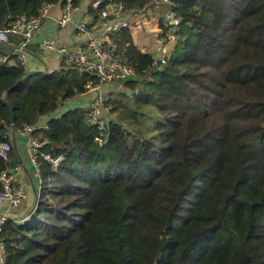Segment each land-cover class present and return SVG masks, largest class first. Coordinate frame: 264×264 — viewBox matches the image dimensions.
Here are the masks:
<instances>
[{
  "label": "trees",
  "instance_id": "obj_1",
  "mask_svg": "<svg viewBox=\"0 0 264 264\" xmlns=\"http://www.w3.org/2000/svg\"><path fill=\"white\" fill-rule=\"evenodd\" d=\"M58 1L0 0V27ZM169 3L181 22L166 63L127 27L112 35L136 78L128 101H107L101 143L84 109L36 131L41 151L64 159L55 168L39 155L37 205L26 223L8 220L4 264H264V0ZM8 50L0 44V141L95 79L67 64L25 71L1 61ZM15 156H0V172Z\"/></svg>",
  "mask_w": 264,
  "mask_h": 264
},
{
  "label": "built area",
  "instance_id": "obj_2",
  "mask_svg": "<svg viewBox=\"0 0 264 264\" xmlns=\"http://www.w3.org/2000/svg\"><path fill=\"white\" fill-rule=\"evenodd\" d=\"M166 2V13L163 21L164 29L168 32V38L176 42L179 38L177 29L181 22V18L170 7L169 0H154V5H161ZM77 0H64L63 13L58 19L60 25H65L72 21L74 12L77 9ZM103 0H97L96 4L100 5ZM53 3L44 5L40 13L35 16H21L10 23L0 27V44H7L11 42V34L18 35L19 39L16 44V57L18 63L25 71L29 68V46L34 37L42 27V23L48 15L49 9ZM121 7L113 11L105 9L102 11L104 17H108L111 13L115 14L117 20H121ZM108 21L102 22V30L98 35L90 29V24L87 21H81L76 28L79 33L87 37V50L69 47L65 44H56L55 42L45 39L41 45L47 50H55L57 52L58 61L63 64L71 65L77 69L89 71L94 76L93 81L86 84L87 89L100 91L102 86L113 80H127L136 78V70L131 65L123 61L116 55L117 44L112 38V32ZM169 56V55H167ZM167 56L156 59L157 64L166 63ZM2 62H9L8 56L1 58ZM109 97L105 93H98L92 102L85 107L86 120L89 124L96 125L100 130L97 140L101 143L103 135L107 131L108 122L112 119L110 109L107 105ZM48 128V122H41L37 124H25L14 133L22 135L27 138V146L29 155L33 163L40 172L39 155L45 160L50 161L53 167L57 168L64 159V155H55L50 152H42L43 142L36 136L38 129ZM13 150V142L11 139L0 141V156L8 160L10 152ZM20 165L11 169H5L0 172V181L2 182V189L0 190V201H7L10 204L17 206L26 198V191L24 187L17 183V173ZM42 184V179H41ZM29 217L17 220L20 224L26 223ZM9 220V217L0 212V264H4L6 260V242L3 237L4 228Z\"/></svg>",
  "mask_w": 264,
  "mask_h": 264
},
{
  "label": "crops",
  "instance_id": "obj_3",
  "mask_svg": "<svg viewBox=\"0 0 264 264\" xmlns=\"http://www.w3.org/2000/svg\"><path fill=\"white\" fill-rule=\"evenodd\" d=\"M97 0H77V9L74 12L71 22L60 25L58 19L63 13L64 0H59L51 5L48 15L42 23L41 29L38 31L33 41L29 46V68L28 72H55L63 68V63L58 61L57 52L55 50H47L42 47L41 43L45 39H49L56 44H65L69 47L87 50L86 35L77 31V24L81 21H87L90 24V29L98 35L102 30V22L108 21L110 24L112 35L122 27H127L133 38L136 46L142 51L150 52L155 59L167 56L172 53L175 43L168 38V32L162 27L167 3L162 2L161 5L148 6L145 9L128 8L125 9L123 2L116 0H103L105 3L100 15L95 11L100 5L96 4ZM121 7V20H117L114 13L108 17H104L102 11L109 9L114 10ZM11 42L6 44L9 50L4 56L9 57L10 63H15L17 60L16 44L18 35L11 34ZM117 44V41L115 42ZM117 51V50H116ZM71 67V66H66ZM132 79V78H131ZM125 80H113L104 84L100 91L88 89L86 92L77 94L62 101L59 107L49 115L42 118L41 122H45L51 117H59L63 113L84 109L100 92L108 95L109 99H120L122 91H128L129 88L125 85ZM130 95V94H129ZM111 115V114H110ZM112 116V115H111ZM40 122V123H41ZM37 124V123H36ZM13 142V150L17 160V165L20 169L17 173V183L22 185L26 191V198L17 206L10 204L7 201H0V212L5 213L9 220H19L29 217V213L36 208L38 193L42 186L40 172L38 173L36 165L33 163L27 146V138L13 133L11 135ZM35 210V209H34ZM34 212V211H33Z\"/></svg>",
  "mask_w": 264,
  "mask_h": 264
},
{
  "label": "rangeland",
  "instance_id": "obj_4",
  "mask_svg": "<svg viewBox=\"0 0 264 264\" xmlns=\"http://www.w3.org/2000/svg\"><path fill=\"white\" fill-rule=\"evenodd\" d=\"M130 91H131V90L124 91V92L122 91L121 96H120V99H121L122 101H124V102L128 101V100H129V96H128V95H129ZM142 116H143V114L140 113V114H139V118L141 119Z\"/></svg>",
  "mask_w": 264,
  "mask_h": 264
},
{
  "label": "water",
  "instance_id": "obj_5",
  "mask_svg": "<svg viewBox=\"0 0 264 264\" xmlns=\"http://www.w3.org/2000/svg\"><path fill=\"white\" fill-rule=\"evenodd\" d=\"M130 95L132 94V91H130V93H129ZM10 105V104H9ZM10 107H11V105H10ZM11 111H12V121L14 122V112H13V109H12V107H11ZM37 204V203H36ZM34 209H35V207H34ZM34 209L29 213V215H31L32 214V212L34 211Z\"/></svg>",
  "mask_w": 264,
  "mask_h": 264
}]
</instances>
